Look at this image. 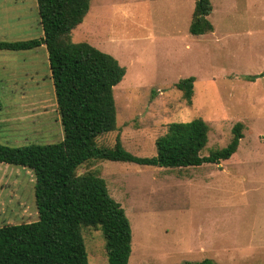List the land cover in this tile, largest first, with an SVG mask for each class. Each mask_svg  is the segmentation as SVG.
I'll list each match as a JSON object with an SVG mask.
<instances>
[{
	"label": "rangeland",
	"instance_id": "1",
	"mask_svg": "<svg viewBox=\"0 0 264 264\" xmlns=\"http://www.w3.org/2000/svg\"><path fill=\"white\" fill-rule=\"evenodd\" d=\"M198 0H92L73 41H87L127 69L114 87L116 131L128 151L157 155L168 124L198 117L209 126L202 154L226 147L236 124L235 159L167 168L93 160L79 167L104 178L131 222L129 264H264V0H211L214 30L190 26ZM38 0H0V41L41 38ZM196 78L192 103L176 84ZM46 45L0 49V143L21 147L62 141ZM36 176L0 162V226L38 220ZM88 264H109L99 226H83Z\"/></svg>",
	"mask_w": 264,
	"mask_h": 264
},
{
	"label": "trees",
	"instance_id": "2",
	"mask_svg": "<svg viewBox=\"0 0 264 264\" xmlns=\"http://www.w3.org/2000/svg\"><path fill=\"white\" fill-rule=\"evenodd\" d=\"M92 0H38L44 36L23 41H0L1 50H29L46 45L54 80L57 109L64 126L58 143L13 147L0 143V162L31 168L36 176L39 218L0 226V264H88L83 226H99L106 239L109 264H129L133 251L131 222L122 204L109 194L104 178L79 173L93 160L134 162L167 168L221 164L235 159L242 127L233 128L232 141L202 154L209 126L198 117L174 121L157 139L158 153L136 155L120 138L112 147L98 138L116 131L114 87L127 69L112 54L87 41L74 42L73 30L83 23ZM211 0H198L190 26L202 35L214 30L209 19ZM196 78L181 79L177 88L192 103ZM187 264H214L212 259Z\"/></svg>",
	"mask_w": 264,
	"mask_h": 264
}]
</instances>
